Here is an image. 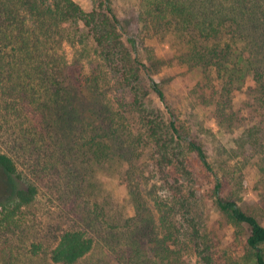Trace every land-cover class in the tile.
Segmentation results:
<instances>
[{
  "label": "trees",
  "instance_id": "16d2710c",
  "mask_svg": "<svg viewBox=\"0 0 264 264\" xmlns=\"http://www.w3.org/2000/svg\"><path fill=\"white\" fill-rule=\"evenodd\" d=\"M99 1V7L88 12L74 0H0V105L4 96L9 97L5 114L39 113L45 127L55 132L43 152L56 166L61 162L68 169L69 157L74 164L81 158L94 168L125 156L131 160L129 173L141 167L132 158L138 142L145 144L162 191L153 197L159 219L155 223L146 214L135 194L137 222L123 236L127 245L132 243L129 246H137L142 238L148 245L146 252L137 248L128 264H188L187 252L200 264H264V226L256 211L243 207L240 197L245 173L233 169L228 160L214 165L203 143L179 125L173 112L164 117L159 108L146 104L144 78L169 110L153 74L160 62L141 61L137 38L127 33L114 0ZM139 4L141 15L161 29L160 38L179 46L182 65L202 73V90L218 125L244 128L243 162L264 182V0ZM65 40L80 47L72 61L63 50L57 51ZM115 84L133 96L129 113L141 112L144 125L135 137L118 123L122 113L118 119L112 113L109 125L96 111L81 114L72 100L78 91L95 94L103 102L105 89ZM240 94L246 98L236 104ZM130 179L134 181L131 175ZM38 195V185L17 161L0 153V264H14L20 249L26 253L24 240L31 231L24 229V218ZM208 205L222 219L218 227L209 225ZM107 211V206L95 203L98 218H106ZM224 228L229 239L221 234ZM36 240L31 254L46 252L54 264H77L95 246L93 237L74 229L63 231L49 249L48 242ZM141 252L145 258L134 260Z\"/></svg>",
  "mask_w": 264,
  "mask_h": 264
},
{
  "label": "rangeland",
  "instance_id": "374dc122",
  "mask_svg": "<svg viewBox=\"0 0 264 264\" xmlns=\"http://www.w3.org/2000/svg\"><path fill=\"white\" fill-rule=\"evenodd\" d=\"M74 1L88 12L100 5L99 0ZM114 7L122 24L127 27V33L137 38L141 61L151 63L158 59L160 62L153 74L165 92L169 110L151 90L149 80L144 78L141 84L143 93H147V98H144L146 104L159 108L164 117L170 111L173 112L179 125L190 129L194 137L203 143L214 165L228 160L233 169L245 173L243 187L239 190L242 205L245 209L256 211L264 226V182L250 164L243 162L245 152L240 138L244 128L229 130L218 125L202 90V73L197 68L182 65L179 46L160 38L163 35L161 29L146 14L141 15L143 10L139 0H114ZM62 50L70 61L80 53V47H73L68 40H65L62 47H57L58 52ZM128 92L130 91L125 90L122 85L115 84L114 87L105 89L106 100L103 102L95 94H81L78 91H74L72 100L80 106L81 114L88 112L89 115L96 111L109 125L112 124V113L116 119L122 113L118 123H123L135 137L144 124L141 112L129 113L133 96ZM8 98L3 97V105ZM245 98L244 94H240L235 103L241 104ZM3 105H0V153L10 154L17 161L20 170L29 175L39 187L38 198L24 218L28 222L24 229L31 231L29 239L24 240L27 250L26 253L23 252L24 249L18 251L14 264H54L46 252L32 255L30 246L37 239L36 241L48 242L49 245L45 246L49 249L67 229L83 230L95 240L93 250L77 264H128L137 248L141 247L146 252L147 240L142 238L137 246H129L132 243L128 241L127 245L123 236L129 225L137 222L139 203L136 202L135 194H138L139 202L144 204L146 214L152 216L155 223L159 219L153 197L162 191L156 182L158 175L153 169L150 151L144 148L145 144L138 142L139 146L132 158L141 167L134 168L129 173L131 160L125 156L113 157L108 164L96 165L94 168L81 158H78V164H74L71 157L66 160L69 169L61 162L56 166L53 159L43 152L44 144H49L55 132L45 127L48 124L43 122L42 116L39 113L37 116L30 110H23L19 117L7 115ZM249 120L251 118L246 122H250ZM87 167L91 170L86 171ZM95 203L107 206L106 218H98L94 214ZM205 213L210 226L215 228L220 225L222 219L210 205ZM108 218H112L113 222H107ZM221 234L229 239L230 232L227 229H222ZM143 252L134 260L145 258ZM185 257L188 264H200L196 255L191 252H187Z\"/></svg>",
  "mask_w": 264,
  "mask_h": 264
}]
</instances>
